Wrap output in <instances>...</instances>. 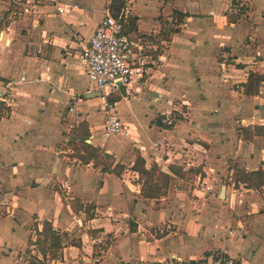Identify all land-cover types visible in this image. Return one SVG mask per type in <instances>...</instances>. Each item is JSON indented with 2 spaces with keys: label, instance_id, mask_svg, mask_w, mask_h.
<instances>
[{
  "label": "crops",
  "instance_id": "obj_1",
  "mask_svg": "<svg viewBox=\"0 0 264 264\" xmlns=\"http://www.w3.org/2000/svg\"><path fill=\"white\" fill-rule=\"evenodd\" d=\"M58 2L64 11L46 0H0V84L10 83L16 98L0 116V264H28L23 250L45 221L63 238L49 264L195 263L217 254L264 264L256 189L239 183L242 204L230 211L216 202L234 168L264 171V134L242 135L264 131V84L253 96L242 87L250 71L264 74V0H125L139 34L156 35L164 20L175 31L169 40H146L159 60L129 94H117L124 131L109 138L103 113L98 123L93 111L98 94L86 93L76 37H91L111 0ZM233 3L247 7L234 22ZM173 11L185 15L173 19ZM172 113L180 118L171 121ZM79 121L85 141L126 172L73 156ZM138 155L169 176L160 199L144 198L138 174L125 167ZM229 192L230 185L224 201ZM162 223L172 229L155 231ZM247 235L258 247L249 256L231 246Z\"/></svg>",
  "mask_w": 264,
  "mask_h": 264
},
{
  "label": "built area",
  "instance_id": "obj_2",
  "mask_svg": "<svg viewBox=\"0 0 264 264\" xmlns=\"http://www.w3.org/2000/svg\"><path fill=\"white\" fill-rule=\"evenodd\" d=\"M53 3L59 12L65 10L58 0H46ZM67 6V5H66ZM130 16V9L125 4L113 15L109 9L98 23L89 39L76 37L80 47V58L83 72L91 89L88 92H96L98 98L103 101L104 111L103 134L106 138L124 131V123L116 112V102H109L110 95H117L122 90L129 94L133 83H137L148 74V69L155 60L149 53L150 46L146 40L137 37H129L124 30V25ZM24 77L22 76V79ZM16 98L10 83L0 84V112H5L15 104ZM71 110V108H69ZM229 196L239 195L234 184L231 183ZM228 196V197H229ZM229 200V201H228ZM226 201L230 208L233 207V199ZM241 202V199L239 200ZM170 224H159L154 230L164 232L171 230ZM22 264V263H20ZM178 264H241L233 257L217 254L207 260L195 263L179 262Z\"/></svg>",
  "mask_w": 264,
  "mask_h": 264
},
{
  "label": "trees",
  "instance_id": "obj_3",
  "mask_svg": "<svg viewBox=\"0 0 264 264\" xmlns=\"http://www.w3.org/2000/svg\"><path fill=\"white\" fill-rule=\"evenodd\" d=\"M125 0H111L108 5L109 11L115 15L118 10L124 6ZM236 13L231 17L232 21H236L242 15L246 14L247 7L236 6ZM174 18L181 20L185 15L184 13L173 11ZM136 17L129 16L127 22L124 25L125 33L131 38L140 37L144 40H151L153 42H160L161 40H169L172 32L175 31L174 26H171L172 21L169 23L167 20L161 21L160 31L156 35L145 36L139 34L136 26ZM264 84V74L250 71L246 82L242 84L243 93L247 96L258 95ZM120 95H110L108 101L113 103L120 100ZM4 112H0V116ZM178 118H180L178 116ZM176 117V119H178ZM82 124V125H81ZM78 129L72 133L74 139H70L69 143L73 147V156L78 158L83 163H88L93 161L97 166H100L102 171H110L120 176L124 170V166L116 163L111 169L113 161L109 154L104 153L98 147H94L90 143H87L85 139L88 137L86 128V123H81ZM158 125L163 128H170L172 123L166 124L162 121H158ZM78 132V133H77ZM264 134V131L254 130L245 128L243 131V138L245 140H250L254 135ZM79 139L78 142L76 141ZM129 169L137 172L139 178L143 181L141 186V195L148 199H160L167 193V185L165 183V177L168 175L163 172L155 164H151L150 167L147 166L145 159L138 155L134 163L129 167ZM234 187H237L239 183L246 185L249 188H257L264 186V171L259 169L256 170H245L242 168L233 169ZM131 226V224H130ZM37 239L35 242L40 244L39 253L44 256L47 260L57 259L60 256V250L62 248L63 238L61 234L55 230L51 224L47 221L44 222L42 230L37 232ZM39 262V260H38Z\"/></svg>",
  "mask_w": 264,
  "mask_h": 264
},
{
  "label": "rangeland",
  "instance_id": "obj_4",
  "mask_svg": "<svg viewBox=\"0 0 264 264\" xmlns=\"http://www.w3.org/2000/svg\"><path fill=\"white\" fill-rule=\"evenodd\" d=\"M213 1H217V2H215L216 3V6H218L217 4H219V0H213ZM236 3H233V4H231V6H232V8H234V9H236V5H235ZM117 13V12H116ZM234 14L233 13H228V16L229 17H232ZM257 18V17H256ZM230 59V58H229ZM236 83L234 82V86L232 87L233 89H238L239 90V87H238V85L240 84V83H238V85L236 86L235 85ZM82 85H83V88L84 89H86L88 86H89V84H88V82H87V80L86 79H84V81H83V83H82ZM86 93H88V91H86ZM124 96H127L126 98H128V96H132V95H126L124 92L122 93ZM98 98V97H97ZM119 98L120 99H122V95L121 96H119ZM123 101V103H125L124 102V100H122ZM96 103L97 104H95V106H93V111H94V113L96 114V116H95V118H96V120H97V122L99 123V122H101V119H102V113H103V116H104V111H102L101 110V108H102V106H103V101L101 100V99H97L96 100ZM133 107H134V109L135 110H137L138 112H142L144 109L142 108V104H140L139 102H135V101H133ZM116 108H117V113L121 116V113H120V111H119V108H118V105L116 104ZM180 115H182V114H180ZM176 117L178 118V115L177 114H173L172 113V115L170 116V120L171 121H173V120H176ZM121 118V117H120ZM157 118V117H156ZM121 121H122V119H120ZM72 123H74L75 124V126H76V122L75 121H73ZM79 124L78 125H80L81 123H85L84 121H79L78 122ZM82 125V124H81ZM80 127V126H79ZM78 127V128H79ZM76 129V128H75ZM77 130V129H76ZM76 133V132H75ZM78 133V132H77ZM74 137H76V136H72L70 139H74ZM86 139H88L89 140V137H87ZM71 146V145H70ZM151 165V164H150ZM150 165H148L149 167H150ZM125 167H130V166H125ZM159 168V167H158ZM128 169H124L123 170V172H126ZM193 171H195V173H198V174H201V175H204L203 173H201L200 171H198V170H193ZM122 172V173H123ZM178 172H180V171H178ZM135 173H137V172H135ZM181 173V172H180ZM183 175V174H182ZM191 178H192V181H194V179H193V176H191ZM230 177H225V178H223L222 180H221V185H225V186H229V185H231V183L234 181V178L232 177L231 179H229ZM137 179V182H139L140 183V187L142 186V183H143V181L139 178V176H138V178H136ZM165 183H166V185H167V190H168V186H169V183H170V179H169V176L168 177H165ZM216 184V183H215ZM199 185V186H198ZM197 186L198 187H200L201 188V186H200V184H198L197 183ZM254 189H256V192L254 193L255 194V199H256V201L258 202V206H257V208L256 209H261V208H264V189H262L261 187L259 188V187H257V188H254ZM218 191H219V188H218V190H216L215 192L216 193H218ZM230 193V192H229ZM230 197L233 199V207L232 208H230L229 206H228V204H227V202L226 201H224V199L222 198V196H221V198L220 199H216V202L217 201H220V203H222V204H225V205H227L228 206V208H230L229 209V211L230 210H232V209H234V207H237L238 205H240V204H242V203H240V199H242V197L243 196H239V195H234V196H229V199H230ZM199 198H201V199H203V196H201V194H200V196H199ZM229 201V200H228ZM262 210V209H261ZM226 210L224 209L223 210V212H222V214H226V212H225ZM262 212H264V210H262ZM163 224V223H162ZM38 237V236H37ZM37 237H35V239L33 240V241H30L29 240V242H28V244L26 245V247L24 248V250H23V258L25 259V261H26V263H28V264H49V263H51L52 261L51 260H47L44 256H42V255H40V253H39V247H40V244L38 243V245H37V243L35 242V240L37 239ZM257 238H260L258 235L256 236ZM216 238V237H215ZM214 238V239H215ZM228 238V237H227ZM227 241H229L230 242V238H228V240ZM255 242H257V239L255 238V236H250V235H247V238H244L243 236H242V239L240 240L239 239V241L236 243L235 242V245H231V246H234V248L235 249H238L240 252H242L243 254H245V256H249V255H252L253 254V251L254 250H258V247L257 248H255L254 249V246H255ZM226 244H229V243H227L226 242ZM232 244H234V242L232 243ZM32 250L34 251V252H32ZM34 253V254H33ZM38 260H39V262H38Z\"/></svg>",
  "mask_w": 264,
  "mask_h": 264
},
{
  "label": "water",
  "instance_id": "obj_5",
  "mask_svg": "<svg viewBox=\"0 0 264 264\" xmlns=\"http://www.w3.org/2000/svg\"><path fill=\"white\" fill-rule=\"evenodd\" d=\"M92 95H96V93H87V96H92ZM87 142H88V141H87ZM225 189H226V186H225V185H222V186H221V190H220V195H221L222 197H224Z\"/></svg>",
  "mask_w": 264,
  "mask_h": 264
}]
</instances>
